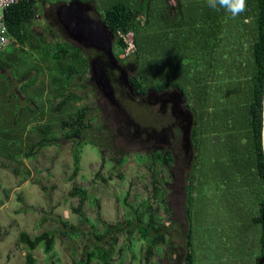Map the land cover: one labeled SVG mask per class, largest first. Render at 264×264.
Returning a JSON list of instances; mask_svg holds the SVG:
<instances>
[{
  "label": "trees",
  "instance_id": "16d2710c",
  "mask_svg": "<svg viewBox=\"0 0 264 264\" xmlns=\"http://www.w3.org/2000/svg\"><path fill=\"white\" fill-rule=\"evenodd\" d=\"M175 6L176 13L167 0H120L101 18L117 38L119 59L123 42L118 32H135L137 50L132 58L137 70L132 82L138 93L176 89L184 97L193 116L188 186L198 187L203 178L224 182L214 167L202 170L205 160L210 163L222 156L223 167L234 168L236 184L256 193L247 207H259V213L252 214V221L262 225L260 252L252 260L257 264L264 240V0H246V10L235 18L223 9L210 8L207 0H176ZM37 14L38 0H19L4 12L11 49L0 52V159L34 158L44 147L57 143L62 133L74 141L76 175L83 145L101 140L105 149L114 136L105 125H90L89 113L93 111L85 103L91 80L87 55L56 34L37 37L31 29ZM78 103L81 105L76 106ZM91 131L97 133L96 139L90 137L95 134ZM110 157L120 164L125 162L124 154ZM155 157L164 165L174 160L171 150L158 151ZM159 183L160 178H155L156 195L169 212ZM69 194L80 196L74 211L83 216L87 189L74 186ZM190 204L187 194L183 264H191L195 258L190 249ZM148 205L145 201L147 207L134 208L128 223L130 229L135 223L147 242L146 264H151L154 247L169 238L164 222L156 212H149ZM127 227L126 223L115 230L107 226L97 236L98 242L85 252L81 264H92L94 259L112 264L118 234ZM107 234L110 239H106ZM20 240L29 249L28 262L33 263L32 251L38 246L47 254L54 250L56 234L44 231L31 236L22 231Z\"/></svg>",
  "mask_w": 264,
  "mask_h": 264
},
{
  "label": "rangeland",
  "instance_id": "374dc122",
  "mask_svg": "<svg viewBox=\"0 0 264 264\" xmlns=\"http://www.w3.org/2000/svg\"><path fill=\"white\" fill-rule=\"evenodd\" d=\"M69 1L38 0V16L31 24L36 36L57 34L52 16L46 18L44 13ZM86 1L101 15L120 0ZM88 91L85 103L93 111L89 113L90 125H105L114 137L111 146L105 149L100 146L101 140L97 142L99 145L84 144L81 167L76 175L75 144L62 133L58 134L57 143L44 147L34 158L0 159V201L3 203L0 205V264H81L85 252L98 242L97 236L103 234L107 226L115 230L126 223L129 227L133 209L147 207L145 201L149 212H156L158 219L164 222L169 238L167 243L154 247L151 264H183L187 253V194L191 196L190 249L195 257L191 264H253L254 255L260 252L262 225L252 221V214H258L259 207H251V210L247 207L256 193L250 189L246 192L236 184L232 177L234 168L225 169L222 156L210 163L205 160L203 172L214 167L212 169H217V174L225 181L203 178L198 187H189L191 150L183 142L187 125L184 128L173 125L170 108L162 110L160 102L154 104L147 97L125 96L122 97L123 111H120L93 80L89 81ZM92 133L95 134L90 137L96 139L97 133ZM150 134L154 137H149ZM103 135L110 137L108 133ZM86 136L89 137L88 133ZM161 150L172 151L171 165L156 161L155 154ZM121 154L125 157L123 164L111 160L110 156L119 158ZM155 174L160 178L158 186L164 193L169 212L156 195ZM74 186L88 191L83 216L74 211L80 204V196L69 194ZM135 225L130 224L131 229L127 227L118 234L112 264L147 263V242ZM22 231L31 236L44 231L55 233L54 250L47 254L38 246L32 251L35 261L29 263V249L20 240ZM106 239H110V234ZM92 264L102 263L94 259Z\"/></svg>",
  "mask_w": 264,
  "mask_h": 264
},
{
  "label": "flooded vegetation",
  "instance_id": "af4514ba",
  "mask_svg": "<svg viewBox=\"0 0 264 264\" xmlns=\"http://www.w3.org/2000/svg\"><path fill=\"white\" fill-rule=\"evenodd\" d=\"M144 1V0H143ZM170 5L172 6V11L176 13V0H167ZM60 4H58L53 11V9L48 10L44 13L46 18L48 16H52V21L56 23L57 26V34L59 37H63L65 40L69 41L71 44L78 46L82 49L89 59V72H90V79L93 80L96 86L103 92L102 86L97 83L96 77L94 75V60H98L102 65L103 72L109 77L110 81L112 82L115 94H114V103L111 102L112 106L116 108V110L123 111L122 106V97L130 96L135 98L147 97L151 100L152 103L157 104L160 102V109L167 110L170 108L171 114L174 116L173 125L179 124V126L184 128L185 125H188L190 122V116L188 114V110L185 107V100L181 93L176 89H167L160 92H156L153 90H149L146 94H140L136 91L135 86L132 82V77L134 72L137 70V66L133 61L132 56L125 57V58H118L117 54L119 52V47L116 43V36L113 35V46H114V53L117 57V60H112L109 55L102 49H97L91 46H85L83 43H80L78 40L74 39L72 36L68 34L65 27L63 26L62 22L60 21L57 15V8ZM43 15V16H44ZM90 15L93 18L102 19L100 13L96 10L94 6H92L90 10ZM52 21H48L50 26L53 25ZM49 27V26H48ZM50 29V27H49ZM38 36V35H37ZM43 34H39L38 37H42ZM10 45V44H9ZM10 47V46H8ZM120 56V53H119ZM154 137L153 134H150L149 137ZM184 142V141H183ZM185 143V142H184ZM185 145V144H184ZM191 149V148H189ZM166 150L162 151L164 153ZM166 185V184H165Z\"/></svg>",
  "mask_w": 264,
  "mask_h": 264
},
{
  "label": "water",
  "instance_id": "95a60500",
  "mask_svg": "<svg viewBox=\"0 0 264 264\" xmlns=\"http://www.w3.org/2000/svg\"><path fill=\"white\" fill-rule=\"evenodd\" d=\"M92 6L88 1L71 0L58 6L57 15L70 36L85 46L104 50L113 61L117 60L112 39L113 30L102 19L93 18L90 15ZM93 66L96 81L102 86L103 94L114 103L115 89L112 82L106 73L103 72L102 65L97 59L94 60ZM187 112L190 116V122L184 128L183 139L185 146L190 148L193 116L190 110ZM262 221L264 222V208L262 209ZM262 248L263 252L257 264H264V240Z\"/></svg>",
  "mask_w": 264,
  "mask_h": 264
},
{
  "label": "built area",
  "instance_id": "2783aa9c",
  "mask_svg": "<svg viewBox=\"0 0 264 264\" xmlns=\"http://www.w3.org/2000/svg\"><path fill=\"white\" fill-rule=\"evenodd\" d=\"M18 2L19 0H0V52L7 49L11 42L9 29L4 20V12L7 8L17 4ZM118 35L123 42V48L120 51V58L132 56L137 50L135 32L133 30L126 32L120 30Z\"/></svg>",
  "mask_w": 264,
  "mask_h": 264
},
{
  "label": "clouds",
  "instance_id": "9594fccd",
  "mask_svg": "<svg viewBox=\"0 0 264 264\" xmlns=\"http://www.w3.org/2000/svg\"><path fill=\"white\" fill-rule=\"evenodd\" d=\"M212 9H223L235 18L246 10V0H207Z\"/></svg>",
  "mask_w": 264,
  "mask_h": 264
},
{
  "label": "crops",
  "instance_id": "0c3cea01",
  "mask_svg": "<svg viewBox=\"0 0 264 264\" xmlns=\"http://www.w3.org/2000/svg\"><path fill=\"white\" fill-rule=\"evenodd\" d=\"M37 16H38V14H37ZM40 16V15H39ZM252 264V263H251Z\"/></svg>",
  "mask_w": 264,
  "mask_h": 264
}]
</instances>
